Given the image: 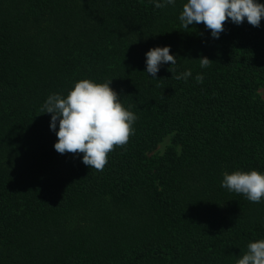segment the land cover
<instances>
[{"label": "trees", "instance_id": "1", "mask_svg": "<svg viewBox=\"0 0 264 264\" xmlns=\"http://www.w3.org/2000/svg\"><path fill=\"white\" fill-rule=\"evenodd\" d=\"M184 2L0 0V264H236L264 237V200L221 187L264 172V17L216 39L183 27ZM164 45L175 71L151 77L145 53ZM83 78H113L137 116L102 171L58 153L40 113Z\"/></svg>", "mask_w": 264, "mask_h": 264}, {"label": "clouds", "instance_id": "2", "mask_svg": "<svg viewBox=\"0 0 264 264\" xmlns=\"http://www.w3.org/2000/svg\"><path fill=\"white\" fill-rule=\"evenodd\" d=\"M151 2L157 9L176 4V0ZM262 17L264 0H186L179 20L184 28L202 22L211 36L218 39L226 21L239 25L246 19L252 26L259 27ZM170 48V45L155 46L146 51L144 71L149 76L156 78L161 66L169 62V70L175 71L171 66L176 65L177 60ZM211 61L207 56H201L200 67H208ZM191 75V69H185L175 78L187 81ZM112 79H80L74 82L67 95L49 94L40 112L51 114L50 129L57 136L54 149L58 153H82L85 165L101 171L107 163L108 153L115 146L128 142L137 119L131 105H124L120 95L110 86ZM203 79L202 73L195 76L198 83ZM221 187L242 194L250 202L260 203L264 200V172L258 169L225 172ZM236 264H264V237L249 241Z\"/></svg>", "mask_w": 264, "mask_h": 264}, {"label": "rangeland", "instance_id": "3", "mask_svg": "<svg viewBox=\"0 0 264 264\" xmlns=\"http://www.w3.org/2000/svg\"><path fill=\"white\" fill-rule=\"evenodd\" d=\"M262 95H264V89H261L260 90ZM172 143V138L171 137H166L160 144L159 146L156 148V150L153 152V153H156V154H162L166 147L168 145H170Z\"/></svg>", "mask_w": 264, "mask_h": 264}]
</instances>
